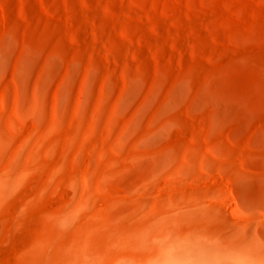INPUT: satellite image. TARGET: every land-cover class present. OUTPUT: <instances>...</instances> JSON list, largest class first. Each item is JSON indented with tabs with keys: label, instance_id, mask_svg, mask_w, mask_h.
Returning a JSON list of instances; mask_svg holds the SVG:
<instances>
[{
	"label": "rangeland",
	"instance_id": "rangeland-1",
	"mask_svg": "<svg viewBox=\"0 0 264 264\" xmlns=\"http://www.w3.org/2000/svg\"><path fill=\"white\" fill-rule=\"evenodd\" d=\"M177 245L264 264V0H0V264Z\"/></svg>",
	"mask_w": 264,
	"mask_h": 264
},
{
	"label": "bare ground",
	"instance_id": "bare-ground-1",
	"mask_svg": "<svg viewBox=\"0 0 264 264\" xmlns=\"http://www.w3.org/2000/svg\"><path fill=\"white\" fill-rule=\"evenodd\" d=\"M175 247L178 251H180V253H178L179 255H176V257L172 258L170 260V262L167 264H189V263H191L190 262L191 260H194L192 257H195V256L197 257L199 255V252L201 249L200 246H195V245H192V246H190V245H177ZM261 255H262V253H261ZM158 263H154V264H158ZM159 264H161V263H159Z\"/></svg>",
	"mask_w": 264,
	"mask_h": 264
}]
</instances>
